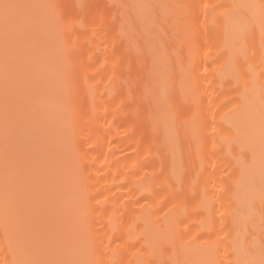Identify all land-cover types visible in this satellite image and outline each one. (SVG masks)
Returning <instances> with one entry per match:
<instances>
[{
    "label": "bare ground",
    "instance_id": "6f19581e",
    "mask_svg": "<svg viewBox=\"0 0 264 264\" xmlns=\"http://www.w3.org/2000/svg\"><path fill=\"white\" fill-rule=\"evenodd\" d=\"M0 264H264V0H0Z\"/></svg>",
    "mask_w": 264,
    "mask_h": 264
}]
</instances>
